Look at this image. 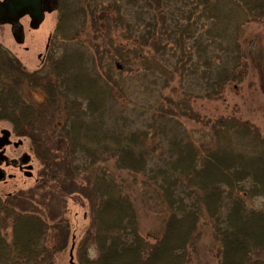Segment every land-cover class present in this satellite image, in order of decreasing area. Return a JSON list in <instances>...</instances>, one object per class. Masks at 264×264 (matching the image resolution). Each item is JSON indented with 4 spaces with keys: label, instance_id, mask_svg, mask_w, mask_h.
<instances>
[{
    "label": "trees",
    "instance_id": "obj_1",
    "mask_svg": "<svg viewBox=\"0 0 264 264\" xmlns=\"http://www.w3.org/2000/svg\"><path fill=\"white\" fill-rule=\"evenodd\" d=\"M55 5L42 66L0 70V119L40 165L34 186L0 197V264L74 249L68 199L88 219L78 264H191L204 225L216 264H264V134L200 109L248 75L244 33L264 25V0ZM140 203L164 209L158 232L141 233Z\"/></svg>",
    "mask_w": 264,
    "mask_h": 264
},
{
    "label": "rangeland",
    "instance_id": "obj_2",
    "mask_svg": "<svg viewBox=\"0 0 264 264\" xmlns=\"http://www.w3.org/2000/svg\"><path fill=\"white\" fill-rule=\"evenodd\" d=\"M55 0H42V9L44 19L38 28L29 27V18L23 17L20 23L23 27L24 40L18 44L14 41L10 27L7 24H0V48L7 49L16 60L27 71L38 70L45 58L47 50V41L53 32L57 12L55 9ZM245 37L252 41L251 49L256 61L251 63L248 75L236 86H229L226 92L225 100L222 103L203 102L201 111L212 110L214 112L229 113L236 112L244 119L254 123L264 134V25H249L245 31ZM259 64H262L261 66ZM133 84L140 85L139 81ZM140 99V94H138ZM29 98L40 101L43 98L42 92L33 90L29 92ZM140 102V101H139ZM192 125H189V128ZM0 128L12 131L11 125L3 119H0ZM13 133V132H12ZM13 135L18 138L14 133ZM23 146L21 149L31 151L29 139L21 137ZM32 175L26 177L15 169L8 170L14 172L16 177L7 180L6 183L0 182V197L4 198L19 190H27L35 185L37 173L40 165L32 151ZM65 217L70 224L71 237L74 241V249L70 250V243L67 247L59 252L55 257L54 264H71L70 259L78 264L75 253V245L83 236L88 225L86 217V208L80 206L76 201L68 199L65 207ZM139 227L142 234L156 233L162 228L164 209L156 205H146L140 203L137 205ZM202 233V238L198 245L197 253L193 254L191 264H216L215 247L208 233V227ZM71 253V257H70Z\"/></svg>",
    "mask_w": 264,
    "mask_h": 264
},
{
    "label": "water",
    "instance_id": "obj_3",
    "mask_svg": "<svg viewBox=\"0 0 264 264\" xmlns=\"http://www.w3.org/2000/svg\"><path fill=\"white\" fill-rule=\"evenodd\" d=\"M25 15L30 19L29 27L32 29L38 28L44 19L41 0H0V24L10 26L11 35L18 44L23 43L24 40L23 27L19 20ZM2 135L3 137H7L9 131L7 129L2 130ZM28 158L29 156L24 154L20 162L22 164L26 163L29 160ZM27 167L31 168V166ZM28 175H31V173H28ZM2 179H4L3 175L0 176V180ZM70 263L74 264L72 259H70Z\"/></svg>",
    "mask_w": 264,
    "mask_h": 264
},
{
    "label": "flooded vegetation",
    "instance_id": "obj_4",
    "mask_svg": "<svg viewBox=\"0 0 264 264\" xmlns=\"http://www.w3.org/2000/svg\"><path fill=\"white\" fill-rule=\"evenodd\" d=\"M23 17H26V15ZM4 58H14L16 60L15 56H13L7 49L0 48V70L2 68L3 61H5ZM16 61H10L9 63L12 66H16ZM5 63L7 64V62ZM4 129L5 128H0V176H4V179L0 180V182L6 183L7 180H12L16 177L14 172L8 170L9 168L17 170L26 177H31L32 174L28 175V173H32L33 169L31 157L32 151H25L24 149H21L23 146V140L21 137H15L12 131H9V135L7 137H3L2 130ZM24 154L29 156V160L22 164L20 159ZM27 166H31V168L29 169Z\"/></svg>",
    "mask_w": 264,
    "mask_h": 264
}]
</instances>
